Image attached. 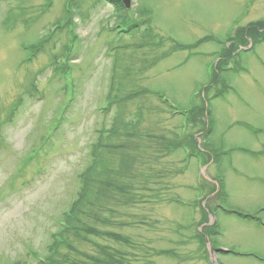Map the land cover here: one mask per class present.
Here are the masks:
<instances>
[{
    "label": "rangeland",
    "instance_id": "1",
    "mask_svg": "<svg viewBox=\"0 0 264 264\" xmlns=\"http://www.w3.org/2000/svg\"><path fill=\"white\" fill-rule=\"evenodd\" d=\"M126 12L122 23L107 0H0V264H42L122 75L143 91L124 106L141 119L124 151L131 175L116 176L136 197L108 200L99 228L130 245L74 247L102 257L106 245L127 264H264V35L222 57L237 29L264 22V0H132ZM120 158L106 161L118 170Z\"/></svg>",
    "mask_w": 264,
    "mask_h": 264
},
{
    "label": "trees",
    "instance_id": "2",
    "mask_svg": "<svg viewBox=\"0 0 264 264\" xmlns=\"http://www.w3.org/2000/svg\"><path fill=\"white\" fill-rule=\"evenodd\" d=\"M107 1L114 6V9L119 16V20H122V23H124L123 20L129 19L126 9L120 0ZM126 25L127 27L125 28V31L127 33H130L132 29H138V24L134 26L129 24ZM263 35L264 22L250 24L245 29H237L235 39L231 38L233 42L228 50L224 52L222 57L230 58L233 50L237 48L236 40L241 44L242 42H245L247 38H262ZM223 63L226 62H223V59H221L218 64L220 65ZM216 69H218V65L215 67L214 73L211 75L210 86L216 83L215 80L217 79L215 77L218 75ZM123 80H125L124 75H122L119 82L111 83L104 111H111L115 108V112L109 127L100 129L96 141L91 145L92 160L90 165L82 173V184L80 190L77 192L76 200L72 202L70 208L64 213L62 220L60 221V229L53 236L49 253L40 260L42 264H127L125 255L109 246L99 245L97 243V247L99 248L102 257L90 256L85 252L77 250L70 240L71 237H74L77 241H91V237H108L130 245V241L127 238L117 235L109 230L104 232L99 228V226L111 225L112 223L110 216L115 210L114 206L105 205L108 200H112V203H114L117 199L116 202H119V204L125 203L126 205H129L131 202L135 201L134 198L136 197L132 194V181L128 183H118L119 180L116 179L119 176L131 175L129 174L131 171V169H129V164L132 163L130 162L132 157L125 156L124 151L128 149V145L126 144L127 141L133 140L132 138L136 136V129L139 127L141 120L139 119L138 114H136L137 121L130 119L129 115L124 112V106L126 103L130 102L132 98L143 93V91L136 90L135 85H129L127 87V84L122 83ZM203 109L204 108L202 107V110ZM202 117L203 116L199 117L197 115L193 118L192 123H201L203 129L208 130V125H205ZM190 139V145L191 142L193 144V146L191 145V148L196 149L197 142L194 141L195 138L192 136ZM171 144V142L168 143L167 148ZM107 154L110 156L113 154H116L117 156L121 155L118 170L114 166L108 165V162L106 161ZM204 154V152L198 150V155ZM204 157H207V159L205 160ZM204 157L203 162L206 164L210 161V156ZM114 176L117 177L114 179ZM218 187V191L216 186H214L213 189L211 188L212 190L210 193L217 191V196H221L222 187L220 184H218ZM203 208L201 210V214L204 216L203 220L208 222V212L204 211ZM104 212H106L105 216H103ZM243 216L245 218L255 219L254 217ZM203 220L202 223L204 222ZM196 237L197 239L205 240L198 231ZM61 247L68 248V252L77 251L82 254L83 257H86L89 262L82 259L68 260L69 255L62 253L60 251ZM57 256H59V258H57Z\"/></svg>",
    "mask_w": 264,
    "mask_h": 264
},
{
    "label": "water",
    "instance_id": "3",
    "mask_svg": "<svg viewBox=\"0 0 264 264\" xmlns=\"http://www.w3.org/2000/svg\"><path fill=\"white\" fill-rule=\"evenodd\" d=\"M121 1L126 6V8H129L131 6V0H121Z\"/></svg>",
    "mask_w": 264,
    "mask_h": 264
}]
</instances>
